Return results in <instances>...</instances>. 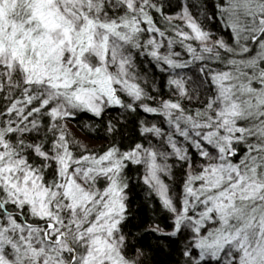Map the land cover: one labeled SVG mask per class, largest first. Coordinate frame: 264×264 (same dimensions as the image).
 I'll return each instance as SVG.
<instances>
[{"label": "snow or ice", "instance_id": "obj_1", "mask_svg": "<svg viewBox=\"0 0 264 264\" xmlns=\"http://www.w3.org/2000/svg\"><path fill=\"white\" fill-rule=\"evenodd\" d=\"M0 264H264V0H0Z\"/></svg>", "mask_w": 264, "mask_h": 264}]
</instances>
